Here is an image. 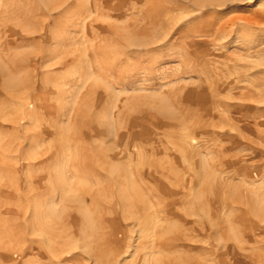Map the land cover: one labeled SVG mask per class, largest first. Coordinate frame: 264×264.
<instances>
[{"label":"rangeland","instance_id":"374dc122","mask_svg":"<svg viewBox=\"0 0 264 264\" xmlns=\"http://www.w3.org/2000/svg\"><path fill=\"white\" fill-rule=\"evenodd\" d=\"M4 244L264 264V0H0Z\"/></svg>","mask_w":264,"mask_h":264},{"label":"bare ground","instance_id":"6f19581e","mask_svg":"<svg viewBox=\"0 0 264 264\" xmlns=\"http://www.w3.org/2000/svg\"><path fill=\"white\" fill-rule=\"evenodd\" d=\"M76 227V226H75ZM89 227V226H88ZM88 227L87 226H82L81 227V231H79V229H78V231H79V233L80 234H83V235H85V236H89V237H86L85 238V240L86 239H90L91 238V236H95V235H97L98 233H100V237L98 236H96L98 239L95 241V242H98L100 239L102 240V245H105V243L107 242V235H108V233L107 232H105V231H100V227H98V228H92L91 227V229H88ZM78 228V227H77ZM87 228V229H86ZM102 228V227H101ZM114 230V229H113ZM112 230V231H113ZM115 231V230H114ZM119 231V230H118ZM72 232H74V230H73V228H70V229H68L67 231H66V233L65 234H61V236H60V238L63 236H68V237H72V236H76L75 235V232L72 234ZM105 232V233H104ZM47 235V234H46ZM49 235V234H48ZM72 235V236H71ZM48 237V236H47ZM113 237V236H112ZM118 237V236H117ZM73 238V237H72ZM100 238V239H99ZM48 240H50L51 238H50V236L47 238ZM84 239V238H83ZM100 240V241H101ZM76 241V240H75ZM83 241V240H82ZM50 242H52V241H50ZM93 242V241H92ZM49 243V242H48ZM87 243V242H86ZM89 243V242H88ZM52 244V243H51ZM51 244H48V245H50L51 246ZM71 244V246L69 247L70 249L71 248H73V247H78V245L80 244H76L75 242L73 243V242H71L70 243ZM69 244V245H70ZM74 244V246H72ZM164 244V242H162V243H159V247H161L162 245ZM82 245V244H81ZM99 246V245H98ZM115 246H117V245H115ZM191 246V245H190ZM189 246V247H190ZM90 247V246H89ZM95 247H97V245L95 244ZM105 247V246H104ZM188 247V246H187ZM1 248H3V250L1 249ZM88 248V247H87ZM85 249L84 250V252L88 255V257H90V259H92V261L95 263V264H98L99 262H101L102 263V261H104V260H102V258H99V257H102V254L100 255V254H98L97 253V251H98V248H96V249H94V248H88V249ZM102 248V247H101ZM117 248H118V246H117ZM116 248V251L117 250H119V249H117ZM186 248V247H185ZM0 249H1V252L0 253H2L3 255H5L6 257H9L11 254L9 253V252H11V251H9V252H7V250H11V249H9V247H7V245H5L4 244V247H2L1 245H0ZM105 249H106V247H105ZM187 249V248H186ZM13 250V249H12ZM102 250V249H101ZM103 251V250H102ZM104 252V251H103ZM100 253V252H99ZM117 253H119V252H117ZM116 253V254H117ZM187 255V254H186ZM190 255V254H189ZM222 255V252H219V254H218V256H221ZM185 256V255H184ZM184 256L182 255V257L184 258ZM6 257H4L5 259H7ZM186 257V256H185ZM192 257V256H191ZM191 257H186L187 259H189L190 258V261L191 262H189V261H187V264H207V263H202L201 261H199V260H197L196 258H191ZM99 258V259H98ZM101 259V260H100ZM106 259V258H105ZM196 259V260H195ZM8 260V259H7ZM173 260V259H172ZM176 261V260H175ZM183 261V260H182ZM182 261H181V264H184V261H186V259L183 261V263H182ZM177 262V261H176ZM179 262V261H178ZM108 263V262H107ZM175 263V262H174ZM186 263V262H185ZM109 264H110V262H109ZM179 264V263H178Z\"/></svg>","mask_w":264,"mask_h":264}]
</instances>
